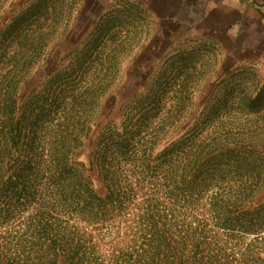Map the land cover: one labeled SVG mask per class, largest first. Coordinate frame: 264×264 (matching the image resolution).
<instances>
[{
    "label": "trees",
    "instance_id": "16d2710c",
    "mask_svg": "<svg viewBox=\"0 0 264 264\" xmlns=\"http://www.w3.org/2000/svg\"><path fill=\"white\" fill-rule=\"evenodd\" d=\"M78 2L30 0L0 28V264H264V201L252 204L264 179V83L228 87L217 101L234 110L207 103L166 140L203 68L175 50L118 123L99 129L84 162L98 101L147 14L139 1L110 2L20 100V82ZM231 113L244 123L225 124Z\"/></svg>",
    "mask_w": 264,
    "mask_h": 264
},
{
    "label": "rangeland",
    "instance_id": "374dc122",
    "mask_svg": "<svg viewBox=\"0 0 264 264\" xmlns=\"http://www.w3.org/2000/svg\"><path fill=\"white\" fill-rule=\"evenodd\" d=\"M29 1L0 0V28ZM112 1L79 0L70 20L59 29L44 54L20 82V100L61 64L65 53L84 38L95 16ZM135 1L146 8V33L123 59L115 80L98 101L90 132L79 154L84 162L99 129L106 122L118 123L121 106L144 89L159 64L175 50L192 51L193 59H200L203 68L195 82L190 104L167 129L166 140L191 127L207 103L221 110H234V104L217 101L228 87L241 85V88L258 90L264 83V0ZM229 115L225 124L235 126L245 121L240 114ZM211 120L214 122L213 118ZM256 121L246 123L257 124ZM262 125L264 120L259 119L258 127ZM261 143H258L257 152L263 159L261 172L264 176V145ZM94 184L99 188L96 179ZM260 201H264V179L252 204Z\"/></svg>",
    "mask_w": 264,
    "mask_h": 264
}]
</instances>
